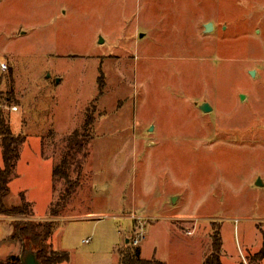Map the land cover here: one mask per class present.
I'll return each mask as SVG.
<instances>
[{"label":"rangeland","instance_id":"374dc122","mask_svg":"<svg viewBox=\"0 0 264 264\" xmlns=\"http://www.w3.org/2000/svg\"><path fill=\"white\" fill-rule=\"evenodd\" d=\"M0 60L15 100L0 110L24 137L3 201L50 221L61 264H119L128 241L145 259L202 264L219 223L222 264H264L251 260L264 241V0H0ZM84 115L92 138L62 201L52 166ZM13 231L0 215V258L20 252Z\"/></svg>","mask_w":264,"mask_h":264},{"label":"trees","instance_id":"16d2710c","mask_svg":"<svg viewBox=\"0 0 264 264\" xmlns=\"http://www.w3.org/2000/svg\"><path fill=\"white\" fill-rule=\"evenodd\" d=\"M101 85L102 82L99 84V88H102ZM100 93L98 95H100ZM2 99L7 103L15 101L13 98V90L10 89L7 93L5 92V94L0 93V100ZM92 121L93 118L84 115L80 128L74 129L66 136L63 155L60 160L52 166V181L60 179L65 185L61 195L62 201L70 197L78 185L77 180L71 181L69 179V170L72 162H74L78 154H81V158L86 155V146L92 138L90 133ZM23 138L22 135H15L10 132L5 115L0 110V144L2 155V164L0 166V215L8 217L10 220L12 219L14 231L11 237L20 244H30L33 250H37L41 264H58L66 262L69 259L67 251L53 250L50 246L48 247L44 243V240L49 234L50 221H43L41 226H39V223L33 219V212L30 210V204L25 201L23 197L20 204L12 205L10 207H6L4 204L3 200L8 191L7 183L11 178L13 167L18 159L19 146L23 141ZM80 165V163L77 164L79 172ZM57 205H59V201L54 206ZM50 211H53L52 206ZM219 224L211 227L210 251L205 255L202 264H222L220 258L221 242L219 236ZM254 255V258L251 260H260L264 258V241L261 248ZM118 261L119 264H165L164 261L155 257L147 259L142 258L140 256L139 246H133L129 241L125 243L123 247L118 249ZM0 264H20L18 254L10 253L4 258H0Z\"/></svg>","mask_w":264,"mask_h":264},{"label":"water","instance_id":"95a60500","mask_svg":"<svg viewBox=\"0 0 264 264\" xmlns=\"http://www.w3.org/2000/svg\"><path fill=\"white\" fill-rule=\"evenodd\" d=\"M212 29V23L207 22L204 24V31L208 32ZM249 74L252 76L253 72L250 70ZM240 98H243V95L240 94ZM198 109L201 112H209L211 110V106L208 102H201L198 105ZM151 127H149L148 130H150ZM174 200V199H173ZM19 262L20 264H41L39 258H38V251L33 250L30 246V244L25 245L24 243L21 244L20 252L18 254Z\"/></svg>","mask_w":264,"mask_h":264},{"label":"built area","instance_id":"2783aa9c","mask_svg":"<svg viewBox=\"0 0 264 264\" xmlns=\"http://www.w3.org/2000/svg\"><path fill=\"white\" fill-rule=\"evenodd\" d=\"M0 66H1L2 68L5 67L4 63H1ZM139 228H140V227H139ZM138 230H139V229H138ZM138 230H137V231H138ZM137 231H136L135 234H134V235L136 236V238L133 240L132 244H133V243H136V242L139 241L140 238H141V235H140L139 233H137ZM89 240H90V237H86V238L82 239V242H83V243H88Z\"/></svg>","mask_w":264,"mask_h":264},{"label":"crops","instance_id":"0c3cea01","mask_svg":"<svg viewBox=\"0 0 264 264\" xmlns=\"http://www.w3.org/2000/svg\"><path fill=\"white\" fill-rule=\"evenodd\" d=\"M2 61H3V60H0V64H1V63H3ZM4 65H5V64H4ZM1 69H3V70H4V69H5V67H4V68H2V67H1ZM8 125H9V124H8ZM125 241H127V238L125 239ZM9 254H10V253H9ZM7 255H8V254H7ZM7 255H6V256H7ZM4 257H5V256H4ZM67 262H68V261H66L65 263H67ZM62 263H63V262H62ZM58 264H61V263H58Z\"/></svg>","mask_w":264,"mask_h":264}]
</instances>
